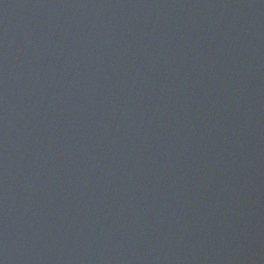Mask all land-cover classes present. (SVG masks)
Masks as SVG:
<instances>
[{"label":"water","instance_id":"95a60500","mask_svg":"<svg viewBox=\"0 0 264 264\" xmlns=\"http://www.w3.org/2000/svg\"><path fill=\"white\" fill-rule=\"evenodd\" d=\"M0 264H264V0H0Z\"/></svg>","mask_w":264,"mask_h":264}]
</instances>
